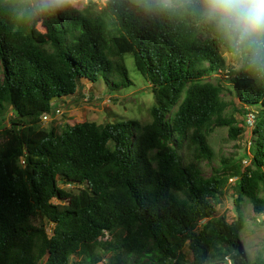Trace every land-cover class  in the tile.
<instances>
[{"label":"trees","instance_id":"1","mask_svg":"<svg viewBox=\"0 0 264 264\" xmlns=\"http://www.w3.org/2000/svg\"><path fill=\"white\" fill-rule=\"evenodd\" d=\"M227 52L188 0H0V117L14 113L0 124V264H96L101 248L108 264H264L239 244L241 202L264 214V70L243 58L229 82L243 114L260 109L249 162L221 159L207 178L200 169L214 126L242 133L222 118L229 89L207 80ZM128 57L151 88L150 121L40 126L81 80L130 87ZM230 178L231 223L216 214Z\"/></svg>","mask_w":264,"mask_h":264},{"label":"rangeland","instance_id":"2","mask_svg":"<svg viewBox=\"0 0 264 264\" xmlns=\"http://www.w3.org/2000/svg\"><path fill=\"white\" fill-rule=\"evenodd\" d=\"M75 7L81 8L87 0H68ZM104 3L106 0H98ZM172 0H164L170 4ZM35 38L39 42L48 40L47 33L41 23L37 24L34 29ZM225 67L222 71L217 72L208 81L214 83L220 82L229 90H225L222 98L227 103V108L222 114L224 119H233L242 133L236 139L229 136L228 126H214L208 136V143L213 153L211 162L203 161L200 165L204 177H210L213 171L218 169L222 172L221 159L229 161L241 160V164L246 166L251 154L250 147L256 138L253 134V124L255 115L260 111L259 107L246 108L247 114H243L241 103L235 98L230 87L229 74L238 70L242 66V57L236 53L223 54ZM128 76L131 86L120 88L118 90L109 89L103 81L99 80L96 84H91L86 80H81L76 93L73 96L63 98L56 102L59 112L48 116L47 120L40 119L42 128H50L55 125H74L84 121L95 122L99 125L112 123L120 120H138L141 123L150 121L149 110L153 105V95L151 88L142 77L136 72L133 61L127 58L126 61ZM57 109V110H58ZM14 113L11 109L0 117V124L8 127L9 121L13 118ZM64 190L77 193L76 188L64 187ZM236 178H230L224 185L221 195L220 204L216 207L217 216H224L226 221L231 223L237 218L234 201L237 199ZM57 204V200H53ZM244 217V229L239 234V244L242 252L249 260L264 261V214H256L250 203L246 200L241 202L240 208ZM204 222V221H203ZM39 224V222H37ZM53 225L44 223V231L48 236L52 234ZM99 261L96 264H108L112 259L111 251L99 249L97 251ZM70 263L73 264L72 259ZM77 263L87 264L80 258L74 259ZM39 264H44L42 261ZM211 264H231L228 260Z\"/></svg>","mask_w":264,"mask_h":264},{"label":"clouds","instance_id":"3","mask_svg":"<svg viewBox=\"0 0 264 264\" xmlns=\"http://www.w3.org/2000/svg\"><path fill=\"white\" fill-rule=\"evenodd\" d=\"M224 46L264 70V0H188Z\"/></svg>","mask_w":264,"mask_h":264},{"label":"built area","instance_id":"4","mask_svg":"<svg viewBox=\"0 0 264 264\" xmlns=\"http://www.w3.org/2000/svg\"><path fill=\"white\" fill-rule=\"evenodd\" d=\"M55 112L58 113V112H59V109L56 110ZM48 116H51V114H43V115L40 117V119H42V120H47Z\"/></svg>","mask_w":264,"mask_h":264}]
</instances>
